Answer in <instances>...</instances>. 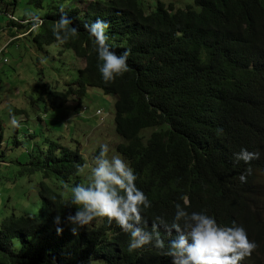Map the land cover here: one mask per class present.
Returning a JSON list of instances; mask_svg holds the SVG:
<instances>
[{"label": "trees", "instance_id": "16d2710c", "mask_svg": "<svg viewBox=\"0 0 264 264\" xmlns=\"http://www.w3.org/2000/svg\"><path fill=\"white\" fill-rule=\"evenodd\" d=\"M29 1L43 14L17 18L18 0H0L2 17L12 16L10 28L17 30L7 45L18 44L23 40L18 33L23 35L40 52L65 58L57 62L64 73L70 70V78L61 90L40 79L20 98L14 92L15 104L6 109V117L24 118L6 128V142L0 137V264H172L150 245L129 253L127 234L106 217L76 234L64 222L75 211L67 206L71 186L88 178L74 164L86 159L61 143L62 130L56 140L45 134L51 130L45 116L65 112L68 105L79 116L89 88L114 98L113 129L121 139L114 151L133 169L136 186L149 200L142 212L149 226L154 215L170 220L181 203L207 210L219 224L235 221L256 245L260 240L264 245V0H192L182 8L162 0ZM61 11L77 35L57 42L51 26ZM97 18L109 24L110 50H130L128 70L110 82L101 79L83 28ZM4 49L0 58L6 63ZM34 126L44 131L36 133ZM241 147L258 158L233 164ZM12 151L18 156L5 161ZM246 167L251 174L241 183ZM31 197L36 209L26 205ZM57 211L59 225L53 222ZM160 236L171 238L163 229ZM248 258L242 262L255 264Z\"/></svg>", "mask_w": 264, "mask_h": 264}, {"label": "clouds", "instance_id": "9594fccd", "mask_svg": "<svg viewBox=\"0 0 264 264\" xmlns=\"http://www.w3.org/2000/svg\"><path fill=\"white\" fill-rule=\"evenodd\" d=\"M71 24L68 16L61 11L51 26L57 42L67 41L77 35V28ZM83 28L94 45L97 70L103 81L110 82L128 70L130 50L125 48L119 54L110 50L106 43L107 21L97 18L85 22ZM96 113L99 114V111ZM10 123L17 125L15 116H10ZM107 153L108 146L101 143L90 165L74 164L76 173L88 168V178L86 184L76 183L70 188L67 206L74 207L75 211L66 215L64 222L71 226L73 234L96 218L106 217L109 223L114 222L127 234L126 248L129 253L150 245L160 250L163 256L170 257L172 264H241L248 256L250 262L264 264L254 253L257 249L264 253L262 240L256 245L255 241L248 238L243 226L235 221L231 225L219 224L205 209L188 210L181 203H176L170 220L154 215L149 226V220L142 218V212L150 207V203L144 192L136 186L137 177L133 169L119 154L109 156ZM258 156L259 153L241 147L233 153L232 160L233 164L243 162L248 165ZM250 174L251 168L246 167L239 175L240 182L244 183ZM53 222L56 225L61 223L58 211ZM160 229L171 238L163 240ZM61 231L60 227L56 228L57 234ZM173 231L175 235H172ZM51 264H55V261Z\"/></svg>", "mask_w": 264, "mask_h": 264}, {"label": "rangeland", "instance_id": "374dc122", "mask_svg": "<svg viewBox=\"0 0 264 264\" xmlns=\"http://www.w3.org/2000/svg\"><path fill=\"white\" fill-rule=\"evenodd\" d=\"M156 1L157 0H153L154 3ZM162 1L166 3L172 2L176 8H182L184 5L192 3V0ZM43 12L44 10L36 8L29 0H18L14 14L17 18H21L24 16L41 15ZM10 21L11 19L6 16L0 17V51L13 40L11 33L14 28H10L13 27ZM18 38L23 40L19 41L18 44L12 43L7 45L2 53V56L7 59V62L2 63V61H0V137H2L4 142L7 141L6 128H10L11 126L14 127V125L10 123V117L5 116L7 107L15 104L14 92H17L19 96L23 91H28L32 88L33 84L40 79L48 83L51 82L52 88L55 84H58L57 87L61 90L63 87L61 82L66 77L67 79L70 78V73L67 72L70 70L66 69V73H64L65 71L63 72L61 70V65L57 62L62 59V56L57 58L45 52V50H43V55V53L36 48V45L33 44V46H31V44L27 43L23 35L18 33ZM19 45H21L20 48ZM44 57L55 59L46 61ZM62 60L65 61V58ZM26 101L27 103H25V106L29 108L28 99ZM113 102L114 98L111 95H104L98 89L89 88L86 95L82 97V104L85 108H83L82 111L80 110L79 116L74 115L77 112L74 111L73 113V109L70 105L65 109V112L59 110L58 113L54 114H51V111L46 113V122L51 126V130L50 132L46 131L45 134L56 140L59 132L62 130L64 136L61 143L68 144L71 148H76L86 159V165L91 164L92 158L97 154V150L101 143L108 146L107 155L111 156L112 154H117L114 149L117 143L121 142V139L113 129ZM9 110L8 115H13L14 112L11 110V112H9ZM32 110L33 112L30 113L31 116L35 115V107L32 106ZM97 111H99V114L96 113ZM2 115H4L6 119H4ZM41 115L42 114H40L39 117H41ZM15 118L17 121H20L24 117L17 115ZM29 123H32V121ZM37 123V121H34L33 124L36 126ZM23 124L21 125L23 126ZM39 124L43 126L42 122ZM35 126L34 130L36 133L42 130L44 131V129L38 130V127ZM24 130V128H20L19 132L23 134ZM30 130L28 132H30ZM19 136L20 135H18V137ZM3 141L2 143H4ZM17 156L18 153L12 151L5 156V161L8 162L13 160ZM3 171L5 173L11 172V170ZM83 175L88 176V168L83 172ZM26 185L27 187L31 186L35 189L33 184ZM29 193H33V190H30ZM35 201L34 197L28 198L26 205L30 204L34 206ZM34 208L36 209L37 206H34ZM258 259L264 263V253H260ZM241 264L246 263L241 262Z\"/></svg>", "mask_w": 264, "mask_h": 264}, {"label": "built area", "instance_id": "2783aa9c", "mask_svg": "<svg viewBox=\"0 0 264 264\" xmlns=\"http://www.w3.org/2000/svg\"><path fill=\"white\" fill-rule=\"evenodd\" d=\"M2 15H3V14H2V13H0V17H2ZM9 17H10L11 19H13V17H12V16H10V15H9ZM0 60H2V62H3V63H5V59H3V58H0Z\"/></svg>", "mask_w": 264, "mask_h": 264}]
</instances>
